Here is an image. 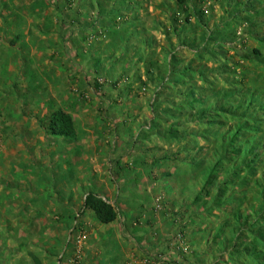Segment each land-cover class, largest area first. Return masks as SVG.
<instances>
[{"label": "rangeland", "instance_id": "obj_1", "mask_svg": "<svg viewBox=\"0 0 264 264\" xmlns=\"http://www.w3.org/2000/svg\"><path fill=\"white\" fill-rule=\"evenodd\" d=\"M70 4L0 0V206L11 202L22 208L18 213L0 211V220L7 215L21 222L20 227L0 225V264H264V98L259 89L216 122L219 139L239 140L221 149L228 152L223 163L205 166L226 170L205 183L219 191L232 187V193L224 192L226 202L224 196H212L207 210L201 212L198 204L183 220L178 209L185 205L172 208L164 189L170 188L168 180L160 182V173L151 171L152 192L133 201L131 210L113 202L112 222L100 223L84 206L85 197L101 183L92 170L101 165L94 155L104 151L98 141L106 139L99 133L105 110L97 92L106 81L95 74L88 83L84 68L74 65L69 42L85 40L84 45L86 39L81 32L73 34L72 19L65 16ZM96 63L92 69L101 71ZM236 76L239 82L241 75ZM260 77L264 80V70ZM244 94L248 96L247 89ZM58 109L73 118L74 139L50 135L48 119ZM243 123L246 131H237ZM114 127L108 124L107 130ZM55 210L73 219L62 241L55 239ZM8 231L17 239L6 248L2 237ZM22 248L25 258L22 253L9 259Z\"/></svg>", "mask_w": 264, "mask_h": 264}, {"label": "crops", "instance_id": "obj_2", "mask_svg": "<svg viewBox=\"0 0 264 264\" xmlns=\"http://www.w3.org/2000/svg\"><path fill=\"white\" fill-rule=\"evenodd\" d=\"M69 2L72 9L65 16L72 19L73 34L81 32L86 39L84 45L85 40L69 42L74 65L84 68L86 76L96 74L106 81L97 91L105 110L99 133L106 139L98 141L104 151L94 155V159L98 157L95 163L101 165L92 170L101 183L99 190L91 192L111 205L114 202L120 209L131 210L133 201L152 192V171L160 173V182L168 180L170 188L164 189L172 208L185 205L178 209L183 220L198 204L201 212L207 210L210 197L218 194L219 187L206 188V180L220 178L226 170L208 171L205 166L214 161L223 163L222 155L228 157V152L221 149L239 141L218 138L216 122L221 115H212L209 110H220L221 104L234 109L237 102L248 100L258 89L264 98V80L260 77L264 70V0ZM82 51L88 54L82 55ZM96 61L101 71L92 69ZM236 74L241 75L239 82ZM108 124L115 130H107ZM152 126L155 129H150ZM111 140L113 145L108 146ZM79 187L85 189L84 185ZM77 189L72 191L78 193ZM224 192L232 193V187L220 193L225 196ZM68 208L74 210L71 204ZM9 209L22 211L11 202L0 206L2 212ZM55 214V239L62 241L64 228L73 219L58 210ZM187 220L183 221L185 226ZM0 225L20 227L21 222L4 215ZM8 234L2 237L6 248L17 239ZM22 253L25 258L27 251L22 248L20 255L9 259L21 258Z\"/></svg>", "mask_w": 264, "mask_h": 264}, {"label": "trees", "instance_id": "obj_3", "mask_svg": "<svg viewBox=\"0 0 264 264\" xmlns=\"http://www.w3.org/2000/svg\"><path fill=\"white\" fill-rule=\"evenodd\" d=\"M124 23H127V21H124ZM222 67L223 66H221V68ZM239 103L237 102L236 104L237 107H235L234 109L231 106H226V105L221 104L220 110H212V111L209 110V113L210 114L213 113L212 115H215V116L227 114V113H230L231 110H234V111L238 110L239 107L243 105V103L241 102ZM203 111L205 113V110ZM204 113L200 111L199 114L201 117H203ZM244 121H245L244 123H246V119ZM244 123L243 125H238L237 131H246L247 127H246V124ZM249 129H253V127H250ZM48 131L50 135H52L53 137L55 136V137H64V138L74 139V137L76 136V129H75L73 118L71 117V115H69V113H67L66 111L62 109L55 110L50 114L49 119H48ZM204 191L206 190L204 189ZM221 191L222 189H220V191L218 192L217 194L218 196L220 195L224 196L223 193L222 194L220 193ZM203 192L201 193V196L203 195ZM223 200L224 202L227 201L225 196ZM84 206H86L87 208H89L90 210L94 212L96 219L100 223L105 224V223L112 222L113 220L116 219V212L113 206L93 192L89 193L85 197Z\"/></svg>", "mask_w": 264, "mask_h": 264}]
</instances>
